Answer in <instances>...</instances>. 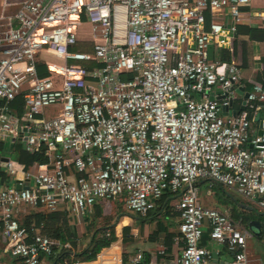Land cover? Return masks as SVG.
I'll use <instances>...</instances> for the list:
<instances>
[{
  "label": "built area",
  "instance_id": "built-area-1",
  "mask_svg": "<svg viewBox=\"0 0 264 264\" xmlns=\"http://www.w3.org/2000/svg\"><path fill=\"white\" fill-rule=\"evenodd\" d=\"M252 7L253 0H0V135L49 157L37 173L0 187V235L17 264H45L60 246L17 218L22 206L70 205L85 214L100 199L123 197L129 211L148 215L168 191L177 195L185 243L177 264H208L207 226L234 251L233 264H248L247 232L230 211L202 205L197 183L213 179L264 210V134L250 113L264 87L244 80L237 53L239 25L264 18ZM79 41L93 51L76 49ZM223 49L230 60L213 57ZM40 62L48 76L38 75ZM21 94L23 110H13ZM7 165L18 175L15 161ZM143 260L142 250L128 258ZM125 261L114 242L72 264Z\"/></svg>",
  "mask_w": 264,
  "mask_h": 264
},
{
  "label": "crops",
  "instance_id": "crops-1",
  "mask_svg": "<svg viewBox=\"0 0 264 264\" xmlns=\"http://www.w3.org/2000/svg\"><path fill=\"white\" fill-rule=\"evenodd\" d=\"M252 10H264V0H253ZM263 48L264 18L252 16L250 21L246 20L239 25L237 43L238 59L245 81L264 84L262 83V79H264ZM221 52V50H217L214 55L220 54L219 56L222 57ZM240 100H242L241 96L235 101L237 102L235 109L241 107V105L239 106ZM255 103L258 108H254L250 113L255 119L254 129L260 133L264 129V100H256ZM0 105H3L2 102ZM11 106L13 110L19 109L17 105L11 104ZM15 145L16 142L12 140L10 144L0 142V167L7 173L8 177L7 182L0 178V187L11 183L16 185L17 176H23L24 172L28 170L33 173L39 171L37 163L26 166L18 160L15 154ZM4 157H8L9 160L17 163L18 175L14 176L7 165L9 160L6 161ZM197 186L199 200L202 205L221 211H230L238 224L247 232L246 252L249 260L248 264H264V247L257 248L256 243L253 241V239H258L261 244L263 243L264 210L237 191L228 189L213 179H202L198 181ZM177 201V195L168 194L162 199L158 207L148 215H140L129 211L123 197L100 199L85 214L72 211L70 205H68L55 211L43 207L22 206L18 209L16 215L29 229L38 232L46 230L53 235L47 234L52 238L55 231L57 234H64L67 233L68 229L79 237L81 232L84 234L87 230L92 229L91 244L95 235L111 239L110 244L119 242L124 249L125 264H133L128 262V258L135 255L138 250H142L144 254V260L139 264H177L185 244L181 239L179 229L181 219L179 212L176 210ZM247 215L250 216V220L246 222L244 217ZM254 221L260 222V225L257 223L252 224ZM54 226H57V230L54 229ZM67 244L70 245L69 247L72 246L69 242ZM202 244L211 250V254L214 252L218 255L217 259L212 255L208 264L234 263V251L229 245L214 241L211 238L209 226L205 228ZM6 248L7 241L0 235V259L3 264H17L16 259L11 256ZM44 263L52 264V261L45 257Z\"/></svg>",
  "mask_w": 264,
  "mask_h": 264
},
{
  "label": "trees",
  "instance_id": "trees-1",
  "mask_svg": "<svg viewBox=\"0 0 264 264\" xmlns=\"http://www.w3.org/2000/svg\"><path fill=\"white\" fill-rule=\"evenodd\" d=\"M211 21V13H208V23ZM250 30V29H249ZM252 32L254 30H251ZM76 49L79 50H87V51H93V43L86 42V41H79L78 44L75 46ZM264 49V48H263ZM222 52V59L224 60H230V53L229 51L223 49ZM213 57H216L214 55ZM262 61L264 62V54L262 55ZM38 75L41 77L48 76L49 72L47 67L43 63H38ZM131 75V74H130ZM262 83H264V79H262ZM264 86V84H263ZM12 105H17L19 107L18 110L22 111L24 106V98L23 95H19L16 100L12 102ZM15 154L18 157V160L25 164L26 166L32 165L34 163H48L49 157L46 155L44 149L30 153L28 152L24 147L23 141H17L15 145ZM0 178L3 181L8 180L7 173L0 167ZM168 194H174L171 191L166 192V194L163 196V198ZM162 198V199H163ZM237 215V214H236ZM244 219L247 221L250 220V216L247 215L244 217ZM25 225V224H24ZM27 227V226H26ZM57 230V229H56ZM53 236V235H52ZM54 239L58 240L61 245H66L67 242L70 244L76 245L77 242L75 240L76 236L71 232V230L67 229V233L64 234H57V232H54ZM111 243V239L107 237H98L95 235L92 244L90 247L85 248L82 251H74L72 249H69L68 247H64L62 252L60 254H57L60 246L57 247L56 254L49 257V259L52 261V264H72V262L76 259H92L97 256V254L104 248L109 246Z\"/></svg>",
  "mask_w": 264,
  "mask_h": 264
},
{
  "label": "rangeland",
  "instance_id": "rangeland-1",
  "mask_svg": "<svg viewBox=\"0 0 264 264\" xmlns=\"http://www.w3.org/2000/svg\"><path fill=\"white\" fill-rule=\"evenodd\" d=\"M89 32H90L89 25L86 24L84 26V28H83V33H85L84 35H87V34H89ZM0 142H2V143L6 142V143L10 144L11 143V138L9 136L3 138V136L0 135ZM10 185H14V183H11ZM54 229H57V226H54ZM43 232L46 233V234L51 235V233L46 231V230H43ZM92 232H93L92 229L87 230L84 234H82V232H81L80 236L79 237L76 236V238H75L77 244L69 247V249L76 250V251H82L86 247H88V246L90 247L91 241H92V237H93L92 236ZM253 241L256 243L257 248L264 247V240H263L262 244L259 242L258 239H253Z\"/></svg>",
  "mask_w": 264,
  "mask_h": 264
},
{
  "label": "water",
  "instance_id": "water-1",
  "mask_svg": "<svg viewBox=\"0 0 264 264\" xmlns=\"http://www.w3.org/2000/svg\"><path fill=\"white\" fill-rule=\"evenodd\" d=\"M263 126H264V123H263ZM260 134H264V129H262V130L260 131ZM4 159H5L6 161L9 160L8 157H4ZM254 223H257V224L260 225V222H258V221H254L252 224H254ZM63 249H64V245H61L60 248H59V250H58V252H57V254H60V253L62 252ZM212 255H213L214 258H216V259L218 258V255H217L216 253L213 252Z\"/></svg>",
  "mask_w": 264,
  "mask_h": 264
}]
</instances>
